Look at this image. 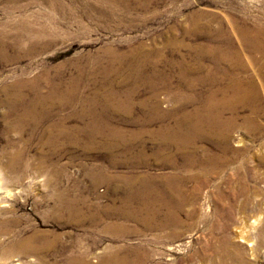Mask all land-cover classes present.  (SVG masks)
I'll return each mask as SVG.
<instances>
[{
	"label": "rangeland",
	"instance_id": "374dc122",
	"mask_svg": "<svg viewBox=\"0 0 264 264\" xmlns=\"http://www.w3.org/2000/svg\"><path fill=\"white\" fill-rule=\"evenodd\" d=\"M263 30L264 0H0V33L23 35L0 59V264L136 250L151 264H264V58L237 43ZM217 55L231 66L224 86L255 85L258 113L203 123L219 96L200 77ZM45 79L59 93L75 82L69 106L49 102ZM158 207L166 227L106 214Z\"/></svg>",
	"mask_w": 264,
	"mask_h": 264
},
{
	"label": "bare ground",
	"instance_id": "6f19581e",
	"mask_svg": "<svg viewBox=\"0 0 264 264\" xmlns=\"http://www.w3.org/2000/svg\"><path fill=\"white\" fill-rule=\"evenodd\" d=\"M113 1V0H112ZM111 2V1H110ZM121 2V1H120ZM151 2V1H150ZM116 3V2H115ZM138 3H140V2H138ZM52 4V3H51ZM144 4V3H143ZM145 5V4H144ZM51 6V5H50ZM53 6H55V5H53ZM142 6V5H141ZM144 8V7H143ZM16 9V8H15ZM22 23V22H21ZM22 24H24V23H22ZM246 24V23H245ZM16 25V24H15ZM14 25V26H15ZM21 25V24H20ZM17 26V25H16ZM18 27H20V26H18ZM17 27V28H18ZM25 28V27H24ZM220 28V27H219ZM18 30V29H17ZM23 30H25V29H22L21 31H23ZM28 30V29H27ZM40 30H42V29H40ZM193 30V29H192ZM30 31V30H29ZM26 32V31H25ZM39 32V31H38ZM243 32V31H242ZM249 32V31H248ZM253 32V31H252ZM30 33V32H29ZM247 34V33H246ZM219 35V34H218ZM217 35V36H218ZM260 35H262L263 37H262V41L261 40H259V36ZM22 36L23 35H19V34H17V35H13V36H7V35H4L3 33H0V59H2V61L3 60H5L6 62H7V60L4 58V57H6V56H4V53H5V51H6V49H13V48H18V45L23 41L22 40ZM39 36V35H38ZM193 37V36H192ZM222 37V36H221ZM23 39H24V37H23ZM213 39V38H212ZM51 41V40H50ZM26 42V41H25ZM28 42V41H27ZM215 42H217V41H215ZM240 43V45H242L243 47H247L248 49H250V51H252V52H254L255 54H259V55H261V57L263 56V58H264V30H263V33H260L259 31H255L254 33H252V36H251V38L250 39H247V37H245L244 36V34H242V33H240L239 34V40L237 41V43ZM35 43V42H34ZM53 43V42H52ZM211 44V43H210ZM32 45V44H31ZM46 45V44H45ZM37 46H40L39 44L37 45ZM54 46V45H53ZM234 46V45H233ZM42 47V46H41ZM46 47H47V45H46ZM52 47V46H51ZM227 47V46H226ZM35 48H37V47H35ZM45 48V47H44ZM30 49V48H29ZM43 49V48H42ZM47 49V48H46ZM189 49V48H188ZM210 49V48H209ZM230 49V48H229ZM244 50V49H243ZM242 50V51H243ZM234 51V50H233ZM250 51H249V53H250ZM112 53H114V52H112ZM108 54V53H107ZM251 54V53H250ZM223 55V54H222ZM228 55V54H227ZM247 55V54H246ZM245 55V56H246ZM114 56V55H113ZM122 56V55H121ZM215 56V55H214ZM238 56V55H237ZM249 56V55H248ZM257 56V55H256ZM108 57V56H107ZM234 57V56H233ZM236 57V56H235ZM243 57H244V53H243ZM250 57V56H249ZM248 57V58H249ZM123 58H125V57H123ZM123 58L122 57H120V59L121 60H123ZM196 59V58H195ZM216 60H215V62H213L214 64L212 65V67L209 69L208 68V70H207V74H205L204 75V78H202V75H201V80L202 79H211L212 81H213V83L216 85V92H215V94L217 95V96H219L216 100H214V102L212 103V101L210 100V101H208L209 103H208V105L206 106V115H205V117H204V119H205V121H203V123L204 122H212V121H220V119H221V117H222V115L224 114V112H226V111H228L229 113H231L232 115H231V118L232 119H234L235 117H236V115L238 114L237 112L238 111H241V110H245V109H249L250 110V114H251V116L252 115H254L256 112H257V108L255 107V105H253L254 103H253V96H255L256 95V90H255V85L251 82V81H248V80H246V81H243V79H241V80H239L238 78L237 79H233V84L229 87V86H224L223 84H227L228 82L230 83L231 82V80H232V78H230V68H231V66L229 65V64H227V59L225 58V57H223V56H221V55H217L216 56V58H215ZM246 59H247V57H246ZM10 60V59H9ZM107 60V59H106ZM120 60V61H121ZM127 60V59H126ZM197 60V59H196ZM229 60V59H228ZM257 60V59H256ZM12 61V60H11ZM230 61V60H229ZM248 61V60H247ZM110 62V61H109ZM254 62V61H253ZM106 63V62H105ZM108 63V62H107ZM117 63V62H116ZM198 63V62H197ZM97 64V63H96ZM118 64V63H117ZM235 64H236V62H235ZM108 65V64H107ZM113 65V64H112ZM237 65V64H236ZM260 65V64H259ZM100 66V65H99ZM97 67V66H96ZM120 67V66H119ZM236 67H238V69H242L243 67L242 66H240V65H238V66H236ZM100 68V67H99ZM110 68V67H109ZM140 69V68H139ZM200 69H201V67L198 65V64H192V65H185L183 68H182V72H180L181 74H180V76H181V79H182V81H185L186 80V78L188 77V76H190V75H196V77H198L199 76V72H200ZM258 69H259V67H258ZM262 69H264V65L262 66ZM118 70V69H117ZM125 70V69H124ZM236 70V69H235ZM243 70V69H242ZM101 72V71H100ZM103 72H105V71H102V73ZM179 72V71H178ZM231 72H234L233 71V69H232V71ZM243 72V71H242ZM245 72V71H244ZM99 73V72H98ZM106 74V73H105ZM116 74V73H115ZM103 75H104V73H103ZM234 75V74H233ZM232 75V76H233ZM236 75V74H235ZM44 76V75H43ZM111 76V75H110ZM164 76V75H163ZM167 76H168V74H167ZM262 76V75H261ZM104 77H105V75H104ZM112 77V76H111ZM119 77V76H118ZM238 77V76H237ZM193 78H195V77H193ZM263 78V77H262ZM36 79V78H35ZM39 79V78H38ZM168 79V78H167ZM166 79V80H167ZM196 79H198L199 80V78H196ZM246 79V78H245ZM258 79V78H257ZM112 80V79H111ZM195 80V79H194ZM38 81V80H37ZM54 80H49V79H45L44 81H43V85H44V87H46V91L48 92V93H46V98H48L49 99V102L50 101H52V103L54 104H56L57 106H59V107H67V106H69L70 104H71V101H72V96H73V92H74V85H75V82L73 81V80H71V81H69L67 84H65V87H64V90L61 92V93H59V86H58V84H55L54 82H53ZM187 81V80H186ZM189 81H190V79H189ZM255 81V80H254ZM21 82V81H20ZM32 82V81H31ZM161 82V81H160ZM209 82V81H208ZM211 82V81H210ZM260 82V81H259ZM33 83V82H32ZM61 83V82H60ZM142 84L143 83H145V82H141ZM148 83V82H147ZM158 83H159V81H158ZM184 83V82H183ZM203 83V82H202ZM257 83H258V81H257ZM16 84H18V82L16 83ZM16 84H14V85H16ZM160 84V83H159ZM20 85V84H19ZM21 85H23V84H21ZM28 85V84H27ZM26 85V86H27ZM29 85H31V83L29 84ZM190 85V84H189ZM188 85V86H189ZM254 85V86H253ZM33 86V85H32ZM149 86V85H148ZM195 86V85H194ZM209 86V85H208ZM21 87V86H20ZM34 87H36V85L34 86ZM61 87V86H60ZM151 87H152V85H151ZM33 88V87H32ZM190 88H191V85H190ZM211 88H212V86H211ZM210 88V89H211ZM16 89H17V87H16ZM31 89V88H30ZM34 89V88H33ZM262 89H264V83L262 82ZM36 90V89H35ZM40 90V89H39ZM111 90V89H110ZM33 91V90H32ZM38 91V90H37ZM36 91V92H37ZM135 91V90H134ZM39 92V91H38ZM35 93V92H34ZM40 93V92H39ZM108 93H110V92H108ZM228 93H230V97H229V95H228ZM263 93V92H262ZM40 94H42V93H40ZM44 94V93H43ZM42 94V95H43ZM210 94V93H209ZM42 95H40V98H41V96ZM35 96H36V94H35ZM113 97V96H116V94L115 95H113V94H111L110 93V97ZM264 96V95H263ZM18 97V96H17ZM229 97V98H228ZM260 97V96H259ZM32 98V97H31ZM194 98H196V97H194ZM15 99V98H14ZM20 99V98H19ZM22 99V98H21ZM37 99V98H36ZM47 99V100H48ZM181 99H183V98H181ZM26 100V99H25ZM24 100V101H25ZM44 100V99H43ZM53 100H55V102L53 101ZM195 100V99H194ZM125 101H127V100H125ZM207 101V100H206ZM257 101V100H256ZM44 102V101H43ZM88 102V101H87ZM121 102V101H120ZM183 102V101H182ZM96 103V102H95ZM127 103V102H126ZM153 103V102H152ZM185 103L187 104V101H186V99H185ZM202 103V102H201ZM259 102H257V104H258ZM34 104V103H33ZM93 104V103H92ZM91 104V105H92ZM119 104V103H118ZM111 105H113V104H111ZM150 105V104H149ZM183 105H185V104H183ZM182 105V106H183ZM192 105H193V103H192ZM261 105V104H260ZM7 106V105H6ZM37 106V105H36ZM55 106V105H54ZM204 106V105H203ZM107 107V106H106ZM141 107V106H140ZM144 107V106H143ZM152 107V106H151ZM38 108V107H37ZM52 108V107H51ZM92 108V107H91ZM123 108V107H122ZM261 108V107H260ZM264 108V107H263ZM43 109V108H42ZM45 109V108H44ZM53 109V108H52ZM63 110V109H62ZM152 110V109H151ZM153 110L155 111L156 110V106H153ZM152 110V111H153ZM158 110V109H157ZM195 110H197V109H195ZM199 110V109H198ZM45 111V110H44ZM57 112H59L58 110H57ZM186 112H188V111H186ZM193 112V111H192ZM197 112L198 111H195L193 114H191V116L193 117V118H195L196 119V117H197ZM203 112V111H202ZM153 113H155V112H153ZM185 113V112H184ZM205 113V112H204ZM237 113V114H236ZM258 113V112H257ZM14 114H15V112H14ZM47 114V113H46ZM159 114V113H158ZM157 114V115H158ZM161 114H163V113H161ZM247 114V113H246ZM202 115V114H201ZM16 116V115H15ZM15 116H13L14 118H15ZM185 116V115H184ZM250 116V115H249ZM181 117V116H180ZM188 117V116H187ZM198 117H199V115H198ZM197 117V118H198ZM203 117V116H202ZM226 117V116H225ZM147 118V117H146ZM150 118H152V117H150ZM161 118V117H160ZM223 118H224V116H223ZM237 118V117H236ZM61 119V118H60ZM156 119V118H155ZM179 119V118H178ZM185 119V118H184ZM188 119V118H187ZM190 119V118H189ZM192 119V118H191ZM242 119V118H241ZM35 120V119H34ZM151 120V119H150ZM150 120H148V122L150 121ZM152 120H153V118H152ZM158 120V119H157ZM194 120V119H193ZM199 120V119H198ZM256 120V119H255ZM41 121V120H40ZM92 121V120H91ZM241 121V120H240ZM254 121V120H253ZM55 122V121H54ZM145 122V121H144ZM153 122H155V121H153ZM185 122V121H184ZM190 122V121H189ZM201 122V121H200ZM247 122H252V120L251 119H248V117H244L243 119H242V123L243 124H247ZM255 122V121H254ZM253 122V123H254ZM258 122V121H257ZM95 123V122H94ZM145 123H147V122H145ZM152 123V122H151ZM187 123V122H186ZM203 123H201L202 125H203ZM216 123V122H215ZM224 123V122H223ZM235 123H236V121H235ZM25 124V123H24ZM31 124V123H30ZM90 124H91V122H90ZM193 124V123H192ZM191 124V125H192ZM218 124V123H217ZM149 125V124H148ZM160 125H161V123H160ZM159 125V126H160ZM187 125V124H186ZM193 125H195V124H193ZM197 125V124H196ZM221 125V124H220ZM219 125V126H220ZM225 125V124H224ZM236 125V124H235ZM22 126V125H21ZM49 126V125H48ZM54 126V125H53ZM58 126V125H57ZM141 126H143V125H141ZM162 126H163V123H162ZM175 127H176V125H174ZM210 126V125H209ZM257 126V125H256ZM262 126H263V124H262ZM35 127V126H34ZM37 127V126H36ZM35 127V128H36ZM60 127H63L62 125L60 126ZM108 127V126H107ZM111 127V126H110ZM174 127V128H175ZM177 127H179V126H177ZM199 127H200V124H199ZM203 127V126H202ZM230 127H231V125H230ZM252 127H253V125H252ZM5 128V127H4ZM7 129H9V130H13V131H17V132H20V130L22 131V129H21V127H6ZM23 128V127H22ZM28 128H30V127H28ZM52 128V127H51ZM163 128V127H162ZM181 128H182V126H181ZM204 128H205V126H204ZM244 128V127H243ZM254 128V127H253ZM252 128V129H253ZM25 129V128H24ZM49 129V128H48ZM63 129V128H62ZM225 129V128H224ZM262 129V128H261ZM164 130V129H163ZM196 130V129H195ZM259 130V129H258ZM33 131V130H32ZM67 131V130H66ZM212 131V130H211ZM215 131H217V129L215 128ZM218 131H221V130H218ZM217 131V132H218ZM7 132V131H6ZM51 132V131H50ZM56 132V131H55ZM160 133H162V132H160ZM201 133V132H200ZM212 133V132H211ZM65 134V133H64ZM158 134L159 133H157V136H158ZM197 134V133H196ZM202 134V133H201ZM225 134V133H224ZM61 135V134H60ZM200 135V134H199ZM212 135V134H211ZM264 135V134H263ZM50 136V135H49ZM124 136V135H123ZM137 136V135H136ZM61 137V136H60ZM138 137H141V136H138ZM194 137V136H193ZM200 137V136H199ZM208 137V136H207ZM210 137V136H209ZM224 137V136H223ZM117 138V137H116ZM120 138V137H119ZM198 138V137H197ZM206 138V137H205ZM212 138V137H211ZM216 138V137H215ZM115 139V138H114ZM118 139V138H117ZM123 139V138H122ZM138 139V138H137ZM140 139V138H139ZM217 139V138H216ZM120 140V139H119ZM136 140V139H135ZM226 140V139H225ZM50 141V140H49ZM53 141V140H52ZM123 141V140H122ZM198 141V140H197ZM227 141V140H226ZM190 142V141H189ZM263 143V142H262ZM91 144V143H90ZM50 145V144H49ZM55 145V144H54ZM195 146V145H194ZM113 147V146H112ZM182 148H183V146H182ZM227 150V149H226ZM160 151V150H159ZM180 151V150H179ZM178 152V151H177ZM233 154H234V151H233ZM183 155V154H182ZM185 155V154H184ZM189 155V154H188ZM232 155V154H231ZM158 156V155H157ZM224 158V157H223ZM169 159V158H168ZM172 160V159H171ZM227 160V159H226ZM140 160H136V164H145L143 161H141V162H139ZM189 161V160H188ZM201 161V160H200ZM262 162H264V156L262 157V160H261ZM135 162V161H134ZM162 162H166V161H162ZM129 163V162H128ZM200 163V162H199ZM217 163V162H216ZM162 164V163H161ZM170 164V163H169ZM194 164V163H193ZM175 166V165H174ZM220 166V165H219ZM226 166V165H225ZM210 167V166H209ZM12 168V167H11ZM173 168V167H172ZM187 168V167H186ZM191 168V167H190ZM211 170H212V168H211ZM202 174V173H201ZM205 175V174H204ZM173 176V175H172ZM172 176H171V178H172ZM175 176V175H174ZM204 177V176H203ZM142 178V177H141ZM144 179H148V178H146V176L145 177H143ZM156 178V177H155ZM170 178V177H169ZM145 180V181H146ZM184 180V179H183ZM151 182V181H150ZM175 182H176V179H175ZM146 183V182H145ZM144 183V184H145ZM154 184V183H153ZM152 184V185H153ZM171 184V183H170ZM164 185V184H163ZM127 186V185H126ZM133 186V185H132ZM149 186V185H148ZM156 186V185H155ZM201 186V185H200ZM151 187V186H150ZM170 187V186H169ZM132 188V187H131ZM177 188V187H176ZM166 189V188H165ZM170 189V188H169ZM175 189V188H174ZM127 190V189H126ZM155 190V189H154ZM162 190V189H161ZM168 190V189H167ZM181 190V189H180ZM153 191V190H152ZM166 191V190H165ZM164 191V192H165ZM185 191H187V190H185ZM173 192V191H172ZM192 192H194V191H192ZM162 193V192H161ZM174 193V192H173ZM176 193H177V191H176ZM178 193H179V191H178ZM188 194V193H187ZM142 195V194H141ZM152 195H153V193H152ZM154 195H155V193H154ZM174 195V194H173ZM178 195V194H177ZM179 195H180V193H179ZM195 195V194H194ZM188 196V195H187ZM155 197H157V195L155 196ZM154 197V198H155ZM186 197V196H185ZM152 198V197H151ZM160 198V197H159ZM190 198V197H189ZM63 199V198H62ZM145 199V198H144ZM180 199V198H179ZM141 200V199H140ZM192 200H193V198H192ZM63 201V200H62ZM142 201V200H141ZM148 201V200H147ZM175 201V200H174ZM180 201V200H179ZM186 201V200H185ZM65 202V201H64ZM67 202V201H66ZM143 202H145V201H142L141 203H143ZM151 202V201H150ZM192 202V201H191ZM152 205H157V206H159V200L158 199H154L153 201H152ZM179 203V202H178ZM188 203V202H187ZM186 203V204H187ZM144 204V203H143ZM162 204H164V203H162ZM173 204H174V202H173ZM175 204H176V202H175ZM147 205V204H146ZM145 205V206H146ZM178 205V204H177ZM176 205V206H177ZM156 206V207H157ZM75 207H76V205H75ZM68 208H70V205H69V207ZM143 208V207H142ZM141 208V209H142ZM180 208V207H179ZM178 208V209H179ZM65 209V208H64ZM77 209V208H76ZM181 209V208H180ZM74 210V209H73ZM124 210V209H123ZM152 210V209H151ZM80 211V210H79ZM127 211V210H126ZM161 211V210H160ZM163 211V210H162ZM161 211V212H162ZM182 211V210H181ZM73 212V211H72ZM75 212V211H74ZM87 212V211H86ZM98 212V211H97ZM108 212V211H107ZM165 212V211H164ZM167 212H169L170 213V211H167ZM167 212H165V213H167ZM66 213V212H65ZM70 213V212H69ZM79 213V212H78ZM77 213V214H78ZM99 213V212H98ZM115 214L116 216H120V217H122V218H124V219H126V220H132V221H137V222H139V223H141V224H143V225H146V226H150V227H153L152 225H159L160 227H166L165 225H167L168 224V222H167V218L166 217H164V216H162V214H161V216H160V212H159V207H158V209H155V210H152L151 212H149L148 210H141V212H139V210H138V212H136L135 211V213H131V212H124V211H122V212H109V213H106V214ZM179 214V213H178ZM69 215V214H68ZM72 215V214H71ZM84 215V214H83ZM82 214H80V216L82 217L83 216ZM114 215V216H115ZM171 215H173V214H171ZM113 216V217H114ZM169 216V215H168ZM76 217V216H75ZM78 217V216H77ZM176 217V216H175ZM74 218V217H73ZM96 218V215L94 214V213H92L90 216H88V218H86V215H85V217L81 220H79V223L81 222L82 223V221L84 220V221H87L88 219L90 220V221H92L93 219H95ZM116 218V217H115ZM172 218H174V217H172ZM171 218V216H170V219H172ZM75 219V218H74ZM123 219V220H124ZM169 219V220H170ZM175 219H177V218H175ZM73 220V219H72ZM90 221H89V223H90ZM76 222V221H75ZM171 222H174L175 223V221L173 220V221H171ZM94 223V222H93ZM78 224V223H77ZM84 224V223H83ZM86 224V223H85ZM176 224V223H175ZM179 224V223H178ZM112 228V227H111ZM114 228V227H113ZM148 228V227H147ZM157 229V228H156ZM163 230V229H162ZM31 240V239H30ZM34 240V239H33ZM25 245V244H24ZM47 245H48V243H47ZM49 246V245H48ZM46 247V246H45ZM44 247V248H45ZM35 250V249H34ZM36 252H37V250H36ZM69 264H85V260H84V258L83 257H80V256H78V257H73V258H71L70 260H69ZM98 264H151L150 263V261H148L147 260V258H145V257H143L140 253H139V250H136L132 255H119L118 253H113V254H110V255H105L102 259H101V261L98 263Z\"/></svg>",
	"mask_w": 264,
	"mask_h": 264
}]
</instances>
